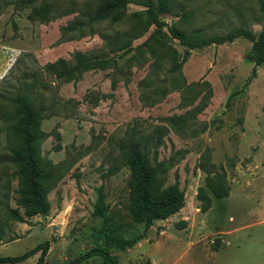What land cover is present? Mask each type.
I'll list each match as a JSON object with an SVG mask.
<instances>
[{
    "label": "rangeland",
    "instance_id": "374dc122",
    "mask_svg": "<svg viewBox=\"0 0 264 264\" xmlns=\"http://www.w3.org/2000/svg\"><path fill=\"white\" fill-rule=\"evenodd\" d=\"M104 1L0 0V256L47 242L44 264H102L99 255L82 257L95 245L100 218L92 211L101 187L107 212L128 225L121 237L144 232L131 248L110 249L118 262L264 264V64L251 77V42L236 37L190 49L172 69L185 47L154 43L155 26L131 15L140 4L129 3L117 21L91 20ZM158 18L200 35L264 28L259 0H169ZM160 33L168 34L165 26ZM75 53L110 65L67 79L47 69L58 59L73 63ZM22 93L39 111L38 146L52 179L47 213L14 221L7 209H22L7 157L13 98ZM129 142L166 162L164 184L184 191L183 206L145 231L129 215L121 159ZM214 175L229 192L218 198L207 191L202 211L197 193ZM39 254L16 264H38Z\"/></svg>",
    "mask_w": 264,
    "mask_h": 264
},
{
    "label": "trees",
    "instance_id": "16d2710c",
    "mask_svg": "<svg viewBox=\"0 0 264 264\" xmlns=\"http://www.w3.org/2000/svg\"><path fill=\"white\" fill-rule=\"evenodd\" d=\"M169 0H157L156 6L149 0H105L92 12L91 20L110 18L112 21L120 20L129 3L140 4L143 10L132 12L133 17H141L144 27L154 25L155 28L149 35L154 43L166 45L167 39H173L185 50L180 62L174 59L172 69L185 61L190 49L211 44L230 42L236 37H243L251 42L247 58L253 62L251 77L255 74V67L264 64V28L256 35L247 28L235 27L225 34L200 35L196 32L186 33L174 24L166 25L158 18V13L163 12ZM156 7V8H154ZM259 7L264 14V0H259ZM165 26L168 34L160 33ZM110 62L105 59H90L80 53H75L73 63L58 59L47 65V69L57 78H71L79 70L105 67ZM15 120L10 131L14 145L7 157L8 161L16 167L18 176L17 208H8L7 217L14 221H25L26 218L36 214H46L49 210L47 198V185L52 179V173L47 169V164L41 157L38 142L41 138L39 131V111L30 102L25 93L17 94L13 98ZM122 162L129 170L127 188L129 192L128 208L130 220L134 224H142L143 231L147 230L154 220L164 219L177 212L184 203V191L177 182L164 184V173L168 164L157 161L156 155L151 157L148 152L136 142H129L123 147ZM207 191L214 197H224L229 192V187L220 175L206 178L205 188H200L197 193L201 201L200 209L205 211L209 207ZM96 198L93 203V214L100 218V224L94 231L95 245L82 257L99 255L102 264H129L118 262L110 253V249L120 251L131 248L144 235V232L121 237L120 231L126 230V222L115 219L107 212L104 194L101 187L95 189ZM2 229L0 228V235ZM48 243L39 244L35 248L17 256H0V264H16L30 255L40 251L38 264H44V255ZM81 257V258H82ZM71 262L69 264H74Z\"/></svg>",
    "mask_w": 264,
    "mask_h": 264
}]
</instances>
